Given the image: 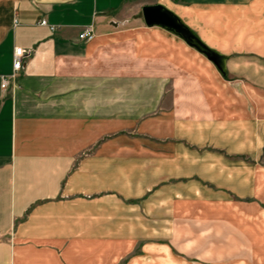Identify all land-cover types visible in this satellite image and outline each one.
<instances>
[{
  "label": "crops",
  "instance_id": "1",
  "mask_svg": "<svg viewBox=\"0 0 264 264\" xmlns=\"http://www.w3.org/2000/svg\"><path fill=\"white\" fill-rule=\"evenodd\" d=\"M201 206L264 251V0H0V264H112Z\"/></svg>",
  "mask_w": 264,
  "mask_h": 264
},
{
  "label": "rangeland",
  "instance_id": "2",
  "mask_svg": "<svg viewBox=\"0 0 264 264\" xmlns=\"http://www.w3.org/2000/svg\"><path fill=\"white\" fill-rule=\"evenodd\" d=\"M235 203L250 210V201ZM201 208L204 215L192 216L185 225L176 220L172 231L144 232L137 246L112 264H264V251L250 247L246 218L234 217L232 206ZM158 228H162L160 220ZM148 242H166L169 249L152 248Z\"/></svg>",
  "mask_w": 264,
  "mask_h": 264
},
{
  "label": "water",
  "instance_id": "3",
  "mask_svg": "<svg viewBox=\"0 0 264 264\" xmlns=\"http://www.w3.org/2000/svg\"><path fill=\"white\" fill-rule=\"evenodd\" d=\"M145 22L148 25L159 24L167 27L200 47V43L194 39L189 29L170 11L161 6H146L143 8Z\"/></svg>",
  "mask_w": 264,
  "mask_h": 264
},
{
  "label": "built area",
  "instance_id": "4",
  "mask_svg": "<svg viewBox=\"0 0 264 264\" xmlns=\"http://www.w3.org/2000/svg\"><path fill=\"white\" fill-rule=\"evenodd\" d=\"M41 23L44 24V25H48L46 19H43L41 21ZM50 28L52 30L55 29L54 26H50ZM92 35H93V28L92 27H87V28H85V30L83 32L80 33L79 37L81 39H86L87 40V39L91 38ZM25 54H26V50L24 48L20 47V46H17L14 49V56H13L14 71L19 70L23 66ZM13 76H14V74L2 76L1 86L3 88H6L8 83H9L10 78L13 77Z\"/></svg>",
  "mask_w": 264,
  "mask_h": 264
}]
</instances>
